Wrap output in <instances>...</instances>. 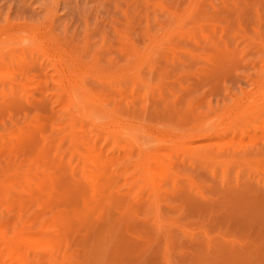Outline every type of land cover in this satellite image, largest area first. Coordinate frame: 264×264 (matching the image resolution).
<instances>
[{
	"label": "rangeland",
	"instance_id": "374dc122",
	"mask_svg": "<svg viewBox=\"0 0 264 264\" xmlns=\"http://www.w3.org/2000/svg\"><path fill=\"white\" fill-rule=\"evenodd\" d=\"M72 210L41 264H264V0H0V264Z\"/></svg>",
	"mask_w": 264,
	"mask_h": 264
},
{
	"label": "bare ground",
	"instance_id": "6f19581e",
	"mask_svg": "<svg viewBox=\"0 0 264 264\" xmlns=\"http://www.w3.org/2000/svg\"><path fill=\"white\" fill-rule=\"evenodd\" d=\"M99 108H101L102 109V111H104L103 109H105V107H99ZM106 109H108V108H106ZM110 110H107V112H105L104 114H106V113H110L111 114V111L109 112ZM103 113V112H102ZM112 115V114H111ZM110 116V115H109ZM106 117V116H105ZM121 117V116H120ZM107 118V117H106ZM95 119V118H94ZM123 119H124V117H123ZM122 119V120H123ZM99 120V119H98ZM93 121V120H92ZM95 121H96V119H95ZM109 121V120H108ZM99 122V121H98ZM105 122V121H104ZM110 122V121H109ZM117 122V121H116ZM119 122V121H118ZM97 123V122H96ZM99 123H101V122H99ZM113 123V120L111 121V124ZM114 123H115V121H114ZM114 123L112 124V125H114ZM124 124V123H123ZM98 125V124H97ZM118 125V124H117ZM99 126V128H101L100 126H101V124L100 125H98ZM97 126V127H98ZM103 126V125H102ZM122 126V125H121ZM120 126V127H121ZM96 127V128H97ZM108 127V126H107ZM114 127V126H113ZM119 127V128H120ZM124 127V126H123ZM98 128V129H99ZM118 128V127H117ZM122 128V127H121ZM102 129V128H101ZM104 129V128H103ZM102 129V130H103ZM114 129H115V127H114ZM123 129V128H122ZM100 130V129H99ZM107 130H110L109 128H107ZM114 130H112L111 132H113ZM116 131V130H115ZM108 132V131H107ZM119 132H121L120 130H119ZM109 133H110V131H109ZM115 132H113L112 134H114ZM208 134H210V133H207L206 134V136L208 135ZM191 135V134H190ZM189 135V136H190ZM120 136V135H119ZM118 136V137H119ZM122 136V135H121ZM125 137V136H124ZM197 137L199 138V135H197ZM190 138H191V136H190ZM198 138H196V140H198ZM201 138V137H200ZM205 138V137H204ZM188 139V138H187ZM186 139V140H187ZM191 139H194V138H191ZM189 140V141H192V140ZM110 140H112V138L110 139ZM109 140V141H110ZM113 140H115V139H113ZM111 141V142H114V141ZM121 140V139H120ZM195 140V139H194ZM131 142H132V140H130ZM139 141H141V140H139ZM188 141V140H187ZM205 141V140H204ZM116 142V141H115ZM130 142V143H131ZM142 142V141H141ZM186 142V141H185ZM119 145V144H118ZM137 148H138V146H137ZM83 149V148H82ZM139 149V148H138ZM216 152V151H215ZM94 153V152H93ZM92 153V154H93ZM93 156V155H92ZM209 156V155H208ZM91 158H93V157H91ZM208 158V157H207ZM243 158V157H242ZM89 159H90V157H89ZM210 159V158H209ZM87 160V159H86ZM85 160V161H86ZM226 160V159H225ZM232 160V159H231ZM144 161H146V160H144ZM89 162H91L90 160H89ZM87 163H88V160H87ZM85 164V163H84ZM89 164V163H88ZM87 164V165H88ZM81 165H83V164H81ZM142 167V166H141ZM90 169V168H89ZM148 171H150V170H148ZM84 175H86V174H84ZM90 175V174H89ZM83 176V175H82ZM137 177V176H136ZM82 178V177H81ZM83 179V178H82ZM86 178L84 177V180H85ZM157 177L156 176H154L153 174H151V177H150V179L148 180V182L149 183H151V185H153V183L155 182V181H157ZM30 181V180H29ZM32 181V180H31ZM151 181V182H150ZM85 182V181H84ZM145 182V181H144ZM31 183V182H30ZM89 183V182H88ZM91 184V183H90ZM112 184H113V182H112ZM125 184V183H124ZM124 184H122L123 186H124ZM35 185V184H34ZM94 185V184H93ZM121 185V184H120ZM159 185V184H158ZM35 187H36V185H35ZM93 187V186H92ZM96 187V186H95ZM98 188H99V186H97ZM113 187H115L114 186V184H113ZM120 187H122V186H120ZM132 187H134V186H132ZM145 187L147 188L148 187V185H147V183L145 182ZM104 188H107V187H104ZM116 188V187H115ZM152 188V187H151ZM111 189H114V188H112L111 187ZM121 189H123V188H121ZM125 189H129V188H125ZM130 189H132V188H130ZM92 190V189H91ZM99 190V189H98ZM115 190V189H114ZM116 190H118L117 188H116ZM119 190H120V188H119ZM134 190V189H133ZM160 190V191H159ZM152 189V191H151V193H152V195H151V201H152V205H153V209L155 210V211H159L158 210V208H159V206H157V204H158V201H159V199H160V194H161V192L163 191V189ZM68 191V190H67ZM124 191H126V190H124ZM123 191V192H124ZM135 192H137L136 190H134ZM6 192V191H5ZM5 192H2L1 191V193H5ZM114 192V191H113ZM119 191H115V193H117V195L118 194H120V192H122L121 190H120V192L118 193ZM134 192V193H135ZM69 194H70V199L72 200V197H73V195L70 193V191L68 192ZM103 193V192H102ZM127 193H129V191L127 192ZM7 194V193H6ZM124 194H126L125 192H124ZM129 194H131V193H129ZM133 194V193H132ZM136 194V193H135ZM72 195V196H71ZM109 195V194H108ZM127 195V194H126ZM130 196V195H129ZM132 196V195H131ZM83 198V195L81 196V195H79V197H78V199H77V203H79V205L81 206V208H84V209H86L88 206H87V204L85 203V201L82 199ZM129 197H127V199H128ZM134 198V197H133ZM113 199V198H112ZM69 200V199H68ZM146 200V199H145ZM129 201V200H128ZM143 201V200H142ZM127 202V201H126ZM130 203H131V201H129ZM136 202V201H135ZM73 203H75V201L73 202ZM114 203H117L116 201L115 202H113V204ZM133 203H134V201H133ZM159 205V204H158ZM87 206V207H86ZM86 207V208H85ZM115 207V206H114ZM117 207H118V205L116 206V209H117ZM73 208V207H72ZM75 208H77V210H79V208L78 207H75ZM71 209V208H70ZM88 209V208H87ZM122 210V209H121ZM39 211V210H38ZM115 211H117V210H115ZM75 212V211H74ZM83 212V211H82ZM71 213H73V210H72V212H70V213H68L67 215L65 214V216L59 221V227L60 228H58L57 229V231H58V233H46L45 235H47L46 237H38L39 236V234L37 233V238H31V241L29 240L28 241V244L27 245H29V248L30 249H32V251H34L36 254H37V256H36V259L38 260V262L41 264V263H43V261H44V259H47V258H45L46 257V255H49L53 260H55L56 259V252H55V250H53V249H51L50 248V246H55L56 248H58V247H60L64 242H66L67 241V234L68 233H70L71 231H72V228L70 227V224H69V221H71L70 219H71ZM71 214V215H70ZM79 214V213H78ZM122 214V213H121ZM70 215V216H69ZM74 216V214L72 215V217ZM33 216L30 218L31 219V221H29L28 220V223H32L33 224ZM75 218V217H74ZM111 219H113V218H111ZM52 220H54V219H52ZM76 220V219H75ZM47 221V220H46ZM41 222V221H40ZM45 222V221H44ZM76 223V222H75ZM7 224V223H6ZM27 224V223H26ZM25 224V225H26ZM77 224H79V223H77ZM76 224V226H79V225H77ZM20 225H21V223H20ZM23 225V224H22ZM25 225L24 226H21V227H25ZM34 225V224H33ZM27 227H28V225H26ZM44 226V225H43ZM6 227V226H5ZM74 227V226H73ZM29 228H30V226H29ZM36 228V227H35ZM54 228V227H53ZM27 229V228H26ZM6 230V229H5ZM23 230V229H22ZM24 230H25V228H24ZM52 230H54V229H52ZM56 230V229H55ZM1 231V230H0ZM3 231H4V229H3ZM6 231H8V230H6ZM29 231H30V229H29ZM32 231V230H31ZM102 231H103V229H102ZM106 231V230H105ZM24 232H26V231H24ZM37 232V231H36ZM27 233V232H26ZM72 233V232H71ZM36 234V233H35ZM41 234V233H40ZM1 236L3 237V241H4V243L2 242V244H4V249H5V251L6 250H8L11 254L14 252L15 253V251H17V249L22 245V243H19L17 240H16V242H15V239H14V241H13V238H11V237H9V236H7V234L6 233H2L1 234ZM26 236V235H25ZM26 238V237H25ZM21 239H23V238H21ZM26 240H27V238H26ZM23 241L25 242V239H23ZM22 242V241H21ZM3 245H1V247H2ZM107 246V245H106ZM85 247H86V244H85ZM3 248V247H2ZM23 248V247H22ZM55 248V249H56ZM3 249V250H4ZM101 249V248H100ZM2 250V251H3ZM91 250V249H90ZM18 251H19V249H18ZM17 251V252H18ZM58 252H59V250H58ZM92 252V251H91ZM19 253V252H18ZM63 253V252H62ZM29 254V253H28ZM73 254H75V253H73ZM14 255L15 254H13V259H14ZM30 255V254H29ZM85 255V254H84ZM16 256V255H15ZM62 256V255H61ZM28 258V257H27ZM19 258L17 257V260H18ZM26 259V258H25ZM16 260V261H17ZM19 261H21V260H19ZM18 262V261H17ZM21 263V262H20ZM22 263H23V261H22ZM37 263V262H36ZM25 264V263H24Z\"/></svg>",
	"mask_w": 264,
	"mask_h": 264
}]
</instances>
